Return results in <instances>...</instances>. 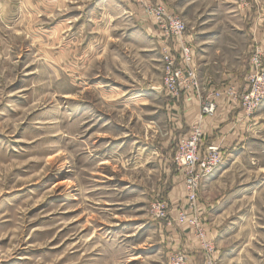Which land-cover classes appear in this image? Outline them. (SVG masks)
<instances>
[{
	"label": "rangeland",
	"instance_id": "374dc122",
	"mask_svg": "<svg viewBox=\"0 0 264 264\" xmlns=\"http://www.w3.org/2000/svg\"><path fill=\"white\" fill-rule=\"evenodd\" d=\"M107 1L0 0V264H202L197 244L190 259L175 243L188 229L150 212L185 205L183 132L152 88L155 28L134 1ZM151 1L184 22L196 70L240 79L255 44L264 51V0ZM253 115L223 160V213L205 205L220 264H264V104Z\"/></svg>",
	"mask_w": 264,
	"mask_h": 264
},
{
	"label": "built area",
	"instance_id": "2783aa9c",
	"mask_svg": "<svg viewBox=\"0 0 264 264\" xmlns=\"http://www.w3.org/2000/svg\"><path fill=\"white\" fill-rule=\"evenodd\" d=\"M150 17L155 28L157 47L162 66L160 90L175 102L181 96H194L199 101L197 120L180 135L173 154V163L184 173L185 205L170 217L164 201L151 204L153 219L170 226L173 223L184 226L196 240L202 252V264H220L215 241L207 235L205 216L200 203L198 189L203 178L207 177L224 160L228 146L225 137L214 141H203L201 122L212 116L217 100L226 98L238 104L240 118L248 120L264 102V51L255 44L248 62V70L241 85L227 83L219 88L208 86L202 89L195 67V51L186 34L184 22L166 6L151 0H132ZM238 5L248 7L249 0H237ZM177 264H186L185 257H176Z\"/></svg>",
	"mask_w": 264,
	"mask_h": 264
},
{
	"label": "crops",
	"instance_id": "0c3cea01",
	"mask_svg": "<svg viewBox=\"0 0 264 264\" xmlns=\"http://www.w3.org/2000/svg\"><path fill=\"white\" fill-rule=\"evenodd\" d=\"M108 3L109 0L105 4ZM256 39L260 43H263L264 35L261 33L260 35L257 34ZM197 74L202 89H206L208 88V86L219 88L221 85L227 83H234L236 85H241L243 83L244 75H245L244 74L240 79L234 77L232 73H227V74L223 73L214 76L211 74L203 73L200 68L197 69ZM168 102H169L168 110L172 112L181 132H183L184 134L189 129V127L197 120L198 111H199V101L194 96H188V97L181 96L175 102H172L171 100H168ZM263 104L264 103L262 102V104L259 106V108H257V110H259ZM240 116L241 114L238 104L236 105L234 102L227 100L226 98L218 99L217 107L214 115L204 117L201 122V128L204 133L203 141L204 142L214 141L218 139L219 136L222 134L221 136L224 135L226 140L225 144L226 146H228L225 155L227 154L231 155V152L243 148L244 141L247 139L248 134H250L254 129V126L256 124L255 121L259 119L258 117L259 115H253L248 120H242ZM224 163L225 162L222 161V163L219 165V168L214 170L207 177L203 178L200 184L202 191L204 190L203 197L207 198V201L209 202L213 200V202H211L210 204L209 202L204 203L202 200V196L199 195V199L200 201L202 200L203 203L202 208L204 210V215L206 213L205 207L210 206L211 208L209 210L207 209L208 213L210 214V216L213 215L215 218L218 217L224 211L223 207H220V209L215 207V205L223 204L222 198L223 196H226V195L222 196V193H224L225 189L221 190V187L219 188L218 185L220 182V178L226 173L228 168L231 166L230 165L231 163L229 162H228L229 164L223 166ZM228 199L229 198H226V201H228ZM216 226L217 223L215 222V220H212L208 224L206 223V231L209 237L214 239L216 244H220L219 238H221V235H219V231ZM185 234L186 235L183 234L184 237L182 236V234H178V233L174 234L175 236L174 238L176 239L175 243H181L182 240L185 239L186 242L183 244H187L186 248L189 251H192L191 252L192 255L190 256L191 259L192 257L194 258L193 255L195 252L194 250H196L197 243L192 235L190 236L187 232H185ZM217 250L221 259L223 255L222 253L223 251L220 253L218 247Z\"/></svg>",
	"mask_w": 264,
	"mask_h": 264
},
{
	"label": "water",
	"instance_id": "95a60500",
	"mask_svg": "<svg viewBox=\"0 0 264 264\" xmlns=\"http://www.w3.org/2000/svg\"><path fill=\"white\" fill-rule=\"evenodd\" d=\"M153 89L156 90V91H160V88L153 87Z\"/></svg>",
	"mask_w": 264,
	"mask_h": 264
}]
</instances>
